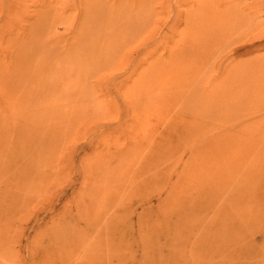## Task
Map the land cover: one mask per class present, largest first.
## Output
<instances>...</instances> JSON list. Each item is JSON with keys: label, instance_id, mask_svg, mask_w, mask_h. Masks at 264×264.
Returning a JSON list of instances; mask_svg holds the SVG:
<instances>
[{"label": "rangeland", "instance_id": "rangeland-1", "mask_svg": "<svg viewBox=\"0 0 264 264\" xmlns=\"http://www.w3.org/2000/svg\"><path fill=\"white\" fill-rule=\"evenodd\" d=\"M110 214L112 264H264V0H0V264Z\"/></svg>", "mask_w": 264, "mask_h": 264}, {"label": "bare ground", "instance_id": "bare-ground-1", "mask_svg": "<svg viewBox=\"0 0 264 264\" xmlns=\"http://www.w3.org/2000/svg\"><path fill=\"white\" fill-rule=\"evenodd\" d=\"M94 202V201H93ZM101 203H102V201H100ZM95 203H97L96 201H95ZM105 206H113V204H115V202L114 201H105ZM86 205H88L89 207H91L92 206V203H89V204H86ZM16 214V213H15ZM124 219H125V216H121V215H108L107 216V218L105 219V221H104V223H103V225H102V227L100 228V233L99 234H96V236H98L97 237V240H95V242L97 243H101V244H104L105 245V247H106V251H107V253H108V257H107V263L108 264H112V261H111V259H112V254H111V252H113L112 251V249H113V247H111V246H113L112 244L110 245V243H112V242H110V238H111V236H116L115 234L117 233V232H121L122 230H123V227H124V222H126V221H124ZM92 219H90V221H86V226H88L89 228L93 225L92 224ZM12 223V222H11ZM141 231H142V223H141V220H139L138 221V236H139V238H141L142 239V237H141ZM121 235V234H120ZM123 237H124V234L122 235ZM122 236H120V237H122ZM113 237V238H114ZM5 238V237H4ZM7 238V237H6ZM9 238V237H8ZM12 238V237H11ZM112 238V239H113ZM131 239V238H130ZM140 239V240H141ZM5 240H7V239H5ZM4 240V242L2 243V246L3 247H8V243H9V240L8 241H5ZM55 241H57V240H55ZM78 241V240H77ZM112 241V240H111ZM123 241H124V238L122 239V243H123ZM132 241V240H131ZM130 241V242H131ZM53 242V241H52ZM51 241L49 242V245H50V243H52ZM121 242V241H120ZM136 242V241H135ZM95 243V244H96ZM113 243H114V241H113ZM1 244V243H0ZM101 244H100V247H101ZM120 246H118V247H123V245H121V244H119ZM128 245H130V244H128ZM127 245V246H128ZM140 245V244H139ZM125 246V245H124ZM2 247V248H3ZM103 247V246H102ZM101 247V248H102ZM115 247V246H114ZM129 247V246H128ZM10 248H11V246H10ZM20 248V247H19ZM130 248V247H129ZM4 249V248H3ZM7 251H9L7 248H5ZM31 249V248H30ZM118 249V248H117ZM138 249H139V247H138ZM32 250V249H31ZM29 251V250H28ZM116 251H118V250H116ZM120 252V251H119ZM128 252V251H127ZM12 253H14V252H12ZM30 253V252H29ZM31 256L33 257V256H38L39 255V253H38V251H35V250H32L31 251ZM118 254H120V253H117L116 255H118ZM9 255V254H8ZM7 255V256H8ZM116 255L115 256H113V257H116ZM121 255V254H120ZM119 255V256H120ZM123 255V254H122ZM10 257H12V254H10ZM9 257V258H10ZM118 257V256H117ZM123 258V257H122ZM35 259H36V257H35ZM36 260H38L36 263H34V264H49V261H48V259H47V257L45 258L44 256H39V258L38 259H36ZM35 260V261H36ZM117 260V259H116ZM122 262V261H121ZM120 263V262H119ZM118 264V263H117ZM121 264V263H120ZM138 264H141V263H138Z\"/></svg>", "mask_w": 264, "mask_h": 264}]
</instances>
